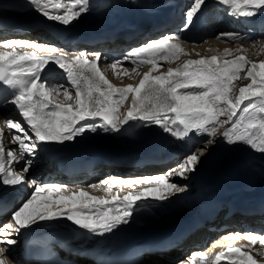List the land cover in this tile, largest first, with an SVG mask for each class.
Wrapping results in <instances>:
<instances>
[{"label": "snow or ice", "instance_id": "1", "mask_svg": "<svg viewBox=\"0 0 264 264\" xmlns=\"http://www.w3.org/2000/svg\"><path fill=\"white\" fill-rule=\"evenodd\" d=\"M26 3L48 20L66 26L90 10V0H26ZM216 3L225 6L227 15L236 19L264 16V0H216ZM206 4L207 0H193L180 32L189 30ZM239 36V33L223 32L217 34V39L235 40ZM260 51L264 52V44L260 45ZM231 53L227 48L219 55L196 53L198 59H185L177 67L154 75L161 61L171 62L190 55L182 46L179 32L173 33L150 40L132 49L123 60L112 63L110 67L115 70L123 61L130 60L134 65L131 73L136 76L141 75L137 72L139 66L150 65L137 84L118 87L99 67L101 53L89 55L81 51L70 55L53 45L25 39L0 41V85L5 86L8 94L3 103L14 105L22 118V121L3 118L8 132L12 133L8 143L15 148L6 146L5 129L0 127V186L34 188L31 196L12 213L11 222L0 226V235L5 237L0 244L14 246L18 240L11 238L12 232L19 234L21 230H34L42 223L61 219L89 234L113 233L129 223L137 207L149 202H168L178 193H184L188 185L174 183L172 178L186 180L218 139L234 147L249 146L264 155V60L256 62L244 55L223 59ZM50 64L64 71L71 88L50 83L43 77ZM131 73L123 69V74L134 78ZM237 80L250 83L237 88L234 83ZM61 93L63 102L58 99ZM129 94L131 106L122 113ZM97 118L101 123L95 122ZM135 120L159 126L178 140H185L193 133L206 135L207 139L203 147L190 151L176 168L166 173L135 180L113 176L99 185H91L94 189L103 186L107 197L92 195L84 188L72 190L64 184L27 179L39 146L63 144L101 129L120 132L122 126ZM21 163L23 167L16 170L15 165ZM133 184L149 186L124 195L120 194L122 189L112 192L115 185ZM229 235L232 239L243 235L250 243L221 250L211 264H219L222 259H229L232 264H258L254 251L264 257V247H255L264 246V234L246 231ZM6 251L0 247V264H8ZM197 257L198 264H207L208 254L204 252L179 264H197Z\"/></svg>", "mask_w": 264, "mask_h": 264}, {"label": "bare ground", "instance_id": "2", "mask_svg": "<svg viewBox=\"0 0 264 264\" xmlns=\"http://www.w3.org/2000/svg\"><path fill=\"white\" fill-rule=\"evenodd\" d=\"M192 3L193 0H90V10L84 13L79 20L73 21L70 25L66 26L43 17L32 9L26 3V0H0V18L5 16V19L0 22V28H2L0 30V41L25 39L32 42L53 45L58 49L68 52L70 55L81 51L89 55L97 52L101 53L102 58L99 61V67L104 70L106 78L118 87L137 84L142 74L148 71L150 65L145 64L139 66L137 72L141 75L136 76L135 73H131L134 65L130 60L123 61V64L118 65L115 70L110 67L112 63L123 60L132 49L150 40L159 39L178 32L181 36L182 46L190 55L181 56L180 60L171 62L161 61L158 70L153 73L154 75L160 72H166L169 67H177L185 59H198L199 57L196 53L202 56L219 55L223 53L225 48L231 49L232 53L231 55L224 56L223 59H233L236 56L244 55L248 59L256 62L264 60V52L260 51V45L264 44V40L260 38V34L264 32V16H257L253 19H236L228 16L226 7L216 3V0H207L206 6H203L197 17L194 18V22L189 30L180 32L179 30L185 21V13L191 7ZM150 10L168 11L169 13L166 14L165 12L164 14L166 16L165 20L169 19L171 22L156 35L145 39L136 46H132L129 50L121 53L114 46L115 43L110 41L100 42L94 45L88 44L87 39L93 27H107L108 23L115 24L119 20L131 21L132 19L138 22V12ZM160 15L161 13H158L155 17ZM145 18L147 17H140V19ZM13 21H15L16 25L13 28H20L12 31L4 30L10 27L9 24L12 25L14 23ZM223 32L239 33L240 36L235 40L217 39V34ZM239 48L247 49V51H237ZM113 52H117L120 55L113 56ZM125 68L129 70L134 78H129V75L123 74V69ZM43 77L50 83L71 88L66 74L55 64L48 66L43 73ZM247 82V80L246 83H242L241 80L234 81L237 88L244 86ZM8 99H11V96ZM58 99L62 102L64 101L62 93ZM2 104L3 102L0 105V127L5 129L6 146L14 148L16 147L15 145L8 143L12 133L8 132L6 124L3 123V118H10L14 121H22V118L14 105ZM130 106L131 94L125 100L121 112L125 113ZM95 122L101 123L99 118ZM206 139V135L193 133L185 140H178L169 133L164 132L159 126L146 125L140 120L129 121L127 125L122 126L120 132H104L101 129L96 133L87 132L83 136H78L76 139L66 141L63 144L53 143L39 146L33 163L38 164V166L34 169V174L31 171L27 173V179L31 180L35 178L39 182L45 181L47 183L64 184L72 190L84 188L92 195L107 197L108 194L103 191V186L94 189L91 185H99L100 181L113 176L124 180H135L137 178L166 173L169 169L176 168L177 164L190 151H195L203 147ZM209 148V152L202 158L197 169L189 173L186 180L179 177L172 178V182L174 183L188 185L184 193H178L168 202L157 204L149 202L137 207L127 225H122L117 230H114L113 233H107L103 236L89 234L78 226L73 225L81 232L82 237L73 240L74 244L79 246V250L71 251V258L77 259L79 264H95L82 256L87 247L95 242L118 239L129 234L144 235L148 232L159 231L165 227L185 222L195 213L200 212L202 214V226L190 232L182 242L172 249H178L179 247L187 245L189 247L185 246L184 251L188 250L189 253L192 251L193 255L197 251V253L199 251L204 252L208 254L207 264H211V261L215 259L216 253L222 250L220 248L222 244L218 233L210 232L204 225L208 221L216 222L217 219L219 221L221 220L219 218L227 209L222 204V200L225 197L227 199L232 198L233 204L238 201L237 199L244 201L241 198L242 196L240 195L241 193L238 187L251 190L249 192L252 195L259 196L263 201V204H261L262 210L260 208L259 212L253 216V219L255 221L254 226L258 227L262 231V234H264V155L252 150L249 146L240 144L234 147L225 144L219 139L215 145L209 146ZM152 150H157L156 154L158 157L170 156L171 158L164 164L155 162L151 164L134 163L145 152H152ZM53 153L59 157L90 155L99 161L96 162L95 168L90 174L83 173L75 176H67L58 170L55 159H50ZM147 156L154 155L148 154ZM105 162L113 165L103 167ZM18 167L19 164H16L15 168L19 171ZM32 167L31 169L34 168ZM227 169L231 170V172L227 173ZM100 170L108 175L97 181L94 180L95 178L89 180L91 175H96ZM148 186L136 184L132 186L115 185L112 192L116 193L122 189L120 194L124 195L128 191H138L142 187ZM32 191V187H28L27 185L0 186V193L8 192L6 196H11L12 194L14 200L19 198L17 203L14 204L12 211L17 210L31 196ZM244 196H247V194ZM239 215L241 214L236 212L229 218H236ZM0 217L2 219L6 218V214ZM10 220H12V217ZM224 221H226V218ZM65 223L73 224L66 219H61L59 222L42 223L39 228L32 231H43ZM228 223L230 224L232 222L228 221ZM228 225L227 227L225 226L224 230L238 227L236 222ZM223 228L219 229L223 230ZM20 234H22V230L19 234L15 232L11 233L12 238L17 240ZM249 243L250 241L242 239L236 247L248 245ZM0 247L7 249L5 256L8 264H23L18 257L16 245L11 247L0 245ZM255 247L261 248L264 246L256 245ZM189 253L175 263H173L175 256L160 257L166 254H150L137 264H179L180 261L188 262L191 260V256L193 255L189 256ZM253 255L259 264L264 261V257L257 255L255 251ZM219 264H232V261L222 259Z\"/></svg>", "mask_w": 264, "mask_h": 264}, {"label": "rangeland", "instance_id": "3", "mask_svg": "<svg viewBox=\"0 0 264 264\" xmlns=\"http://www.w3.org/2000/svg\"><path fill=\"white\" fill-rule=\"evenodd\" d=\"M14 23L11 25V24H9L10 25V27H8L7 29H4V30H7V31H12V30H16V29H18V28H20V27H18V28H13V27H16V25H15V21H13ZM9 29V30H8ZM0 30H2V28H0ZM28 30V29H27ZM36 31V30H35ZM38 31V30H37ZM264 33V32H263ZM263 33H261L260 35V38L262 39V40H264V35H263ZM146 42V41H145ZM238 81V80H237ZM248 82L247 83H250V81L249 80H247ZM241 82L242 83H246V80H241ZM15 148V147H14ZM33 163H34V159H33ZM34 166V168L33 169H31L30 171H31V173L32 174H34V169L35 168H37V166H38V164H33ZM113 164H111V163H107V162H105L104 163V165H103V167H107V166H112ZM23 167V165H22V163L21 164H19V167H18V169L20 170L21 168ZM106 175H108L107 173H105V172H102L101 170L95 175V174H93V175H91L90 176V178H89V180H91V179H93V178H95L94 180L95 181H97V180H99V179H103V178H105L106 177ZM93 176V177H92ZM89 182V181H88ZM33 189V191H34V188H32ZM32 191V192H33ZM32 192H31V194H32ZM30 195V194H29ZM223 216V215H222ZM222 216L219 218V219H221L220 221L217 219V221L215 222V221H208L207 222V224L206 225H204L206 228H208L209 230H210V232H213V233H216V231H213L212 230V228H217L218 227V225H219V227L220 228H223V230L225 229V226L227 227V225L229 224L228 223V219L226 218V221H224V219L225 218H222ZM215 222V223H214ZM222 222V223H221ZM225 222V223H224ZM214 223V224H213ZM217 223V224H216ZM233 223V222H232ZM232 223H230L229 225H231ZM228 225V226H229ZM191 243H193V242H191ZM186 247H189V246H187V245H185ZM185 246L184 247H179L178 249H171V250H168V251H164V252H159V253H155V254H162V253H165L166 255H162V256H160V255H156V256H160V257H163V256H175L174 258H173V263H175L177 260H179L180 258H183L185 255H187L189 252H188V250L187 251H184L185 249ZM182 248V250H180ZM189 249H191V248H189ZM178 250V251H177ZM175 251H177V252H175ZM168 254H170V255H168ZM259 264V263H258Z\"/></svg>", "mask_w": 264, "mask_h": 264}, {"label": "water", "instance_id": "4", "mask_svg": "<svg viewBox=\"0 0 264 264\" xmlns=\"http://www.w3.org/2000/svg\"><path fill=\"white\" fill-rule=\"evenodd\" d=\"M226 172H231V170H226Z\"/></svg>", "mask_w": 264, "mask_h": 264}]
</instances>
